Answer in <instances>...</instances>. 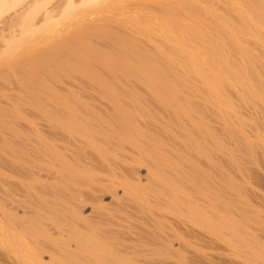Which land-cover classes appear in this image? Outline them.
I'll use <instances>...</instances> for the list:
<instances>
[{"label":"bare ground","instance_id":"6f19581e","mask_svg":"<svg viewBox=\"0 0 264 264\" xmlns=\"http://www.w3.org/2000/svg\"><path fill=\"white\" fill-rule=\"evenodd\" d=\"M0 264H264V0H0Z\"/></svg>","mask_w":264,"mask_h":264}]
</instances>
